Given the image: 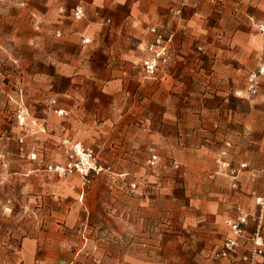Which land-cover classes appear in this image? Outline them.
<instances>
[{"label":"crops","instance_id":"obj_1","mask_svg":"<svg viewBox=\"0 0 264 264\" xmlns=\"http://www.w3.org/2000/svg\"><path fill=\"white\" fill-rule=\"evenodd\" d=\"M16 2V18L31 24V38L21 39L22 49L32 50L28 74L33 83L47 82L49 114L58 119L57 113H64L61 128L67 139L116 160L130 155L116 147L130 146V132L142 123L143 147L160 146L171 163L184 165L190 153L204 162L209 148L226 154L230 169L222 190L217 173L199 168L209 192L229 197L221 212L214 202L200 207L207 221L198 227L195 257L186 264H242L255 249L257 233L264 238V211L257 202L264 196V76L256 96L246 90L248 76L264 66V35L258 29L264 23V0ZM79 5L85 16L75 21ZM152 25L171 36L172 57L157 80H145L138 64L153 39ZM41 33L49 43L40 61ZM85 38L91 43H83ZM203 188L199 181L197 193ZM241 215L248 222L236 238L224 223ZM217 237L235 238L238 246L218 256ZM175 264L185 263L179 257ZM255 264H264V255L256 256Z\"/></svg>","mask_w":264,"mask_h":264},{"label":"rangeland","instance_id":"obj_2","mask_svg":"<svg viewBox=\"0 0 264 264\" xmlns=\"http://www.w3.org/2000/svg\"><path fill=\"white\" fill-rule=\"evenodd\" d=\"M16 9V0H0V264L193 261L197 230L208 216L200 207L214 202L221 212L229 197L209 192L208 178H199V168L217 173L222 190L224 172L230 169L226 154L209 148L202 155L205 163L194 161L191 153L185 154L184 165L171 163L160 146L143 147L139 123L130 132V146L116 147L129 156L114 160L111 153L101 156L92 149L99 172L81 173V156L73 149L87 147L63 135L64 113L58 112V119L49 114L47 82L31 81L26 64L32 50L22 49L21 42L31 38L30 19L22 25ZM73 18L84 19L77 20L74 13ZM48 43L41 33L36 50L40 61ZM145 154L149 158L144 160ZM199 181L204 183L202 193H197ZM227 239L216 238V255L224 257Z\"/></svg>","mask_w":264,"mask_h":264},{"label":"built area","instance_id":"obj_3","mask_svg":"<svg viewBox=\"0 0 264 264\" xmlns=\"http://www.w3.org/2000/svg\"><path fill=\"white\" fill-rule=\"evenodd\" d=\"M74 16L77 20H81L85 16V9L83 6L79 5L76 7ZM259 32L264 35V23H260L258 26ZM150 33L153 36L151 42H149L145 48L143 49L144 56L140 60L138 66L143 74V78L145 80H157L160 77V73L168 67L171 61V36H168L167 33L157 27L150 26ZM85 44H89L91 40L89 38H85L83 40ZM264 76V66H261L257 69V71L251 73L247 78V92L250 96H256L259 92V84L261 77ZM22 118V115H19V119ZM74 155L81 156V166L80 172L84 175H88L90 170L98 173L99 171L94 168L93 163V151L91 149L82 148L80 145H76L73 149ZM157 157H153V161ZM72 165H69L71 167ZM257 202L261 208V211H264V196L258 197ZM248 217L246 215H241L236 220L228 221V225L233 230V233L236 238L241 237V235L245 231V226L247 225ZM255 249L250 256H244L242 258V264H255L256 256L264 255V238L257 233L254 238ZM238 246V241L235 238H228L225 244L224 251L222 253L223 256H228L232 251L236 249Z\"/></svg>","mask_w":264,"mask_h":264}]
</instances>
